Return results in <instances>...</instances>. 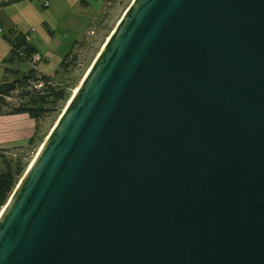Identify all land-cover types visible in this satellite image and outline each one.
<instances>
[{
    "label": "water",
    "instance_id": "water-1",
    "mask_svg": "<svg viewBox=\"0 0 264 264\" xmlns=\"http://www.w3.org/2000/svg\"><path fill=\"white\" fill-rule=\"evenodd\" d=\"M0 210V264H264V0H132Z\"/></svg>",
    "mask_w": 264,
    "mask_h": 264
},
{
    "label": "rangeland",
    "instance_id": "rangeland-1",
    "mask_svg": "<svg viewBox=\"0 0 264 264\" xmlns=\"http://www.w3.org/2000/svg\"><path fill=\"white\" fill-rule=\"evenodd\" d=\"M46 1L47 6L44 5ZM131 1L0 0V82L3 79L12 81L22 77L34 68L46 77L56 79L69 93L65 100H59L55 105L44 104L43 108L52 109L32 118L35 125L32 126L34 136L31 142L0 147L3 153L0 157V171L5 169L6 160L12 165L22 163L25 171L73 89ZM10 29L27 34L28 44L35 51L31 58L36 60L37 64L24 57H13L9 60L11 46L4 35H7ZM69 51V64L60 66ZM18 96L21 95L11 94L10 101L16 102L14 99ZM11 108V103L3 109L0 108V115L8 114Z\"/></svg>",
    "mask_w": 264,
    "mask_h": 264
},
{
    "label": "trees",
    "instance_id": "trees-1",
    "mask_svg": "<svg viewBox=\"0 0 264 264\" xmlns=\"http://www.w3.org/2000/svg\"><path fill=\"white\" fill-rule=\"evenodd\" d=\"M4 36L10 42V46H11L10 47L11 57H9V60L12 59L13 57L18 59H23L24 57L25 59H29L33 63L37 64V62L34 61L33 58H31L32 53H34L35 51L34 48L28 44V41L26 39L27 34L22 33L21 31L10 29L8 34ZM21 53L23 54L21 55ZM70 56L71 53L69 51L63 57L60 66L68 65L69 63L67 62V59ZM35 72L36 69L31 68L26 73H24L22 77L16 78L12 81L3 79L0 82V93L10 94L15 87L22 86V84H25L29 79L33 78ZM43 77L46 76L43 75ZM25 91L24 89H20L19 91V94L22 97L25 96L27 99L25 106H21L20 108H11L8 114L24 112L27 113L32 118H37L41 115L42 112L52 109L51 107L43 108L44 104L49 103L55 105V103H57L59 100H65L69 96V93L66 92L64 87L58 81H57V86L51 88L48 94L39 97H36L33 94L25 95V93L28 92ZM33 136L34 134L28 139V142L32 141ZM2 156L3 153L0 150V157ZM23 168H24L23 164L20 162H17L14 165H12L9 160L5 161V169L3 171H0V208L6 203L15 185L22 176L24 172Z\"/></svg>",
    "mask_w": 264,
    "mask_h": 264
},
{
    "label": "crops",
    "instance_id": "crops-1",
    "mask_svg": "<svg viewBox=\"0 0 264 264\" xmlns=\"http://www.w3.org/2000/svg\"><path fill=\"white\" fill-rule=\"evenodd\" d=\"M33 125L34 121L27 113L1 114L0 147L26 143L34 132Z\"/></svg>",
    "mask_w": 264,
    "mask_h": 264
},
{
    "label": "built area",
    "instance_id": "built-area-1",
    "mask_svg": "<svg viewBox=\"0 0 264 264\" xmlns=\"http://www.w3.org/2000/svg\"><path fill=\"white\" fill-rule=\"evenodd\" d=\"M47 1L44 3L45 6H47ZM1 30V29H0ZM36 61V60H35ZM37 62V61H36ZM57 86V81L54 78L49 77H43V75L36 70L35 75L33 78L29 79L25 84H22V86H17L13 89V91L10 94H3L0 93V108L7 107L9 103H11L12 108H20L21 106H24L25 104V96H18L14 100L16 102L10 101V95L15 93L19 94L20 89H24L25 95L33 94L36 97L48 94L51 90V88Z\"/></svg>",
    "mask_w": 264,
    "mask_h": 264
},
{
    "label": "bare ground",
    "instance_id": "bare-ground-1",
    "mask_svg": "<svg viewBox=\"0 0 264 264\" xmlns=\"http://www.w3.org/2000/svg\"><path fill=\"white\" fill-rule=\"evenodd\" d=\"M118 20H119V19H118ZM117 22H118V21H117ZM115 25H116V24H115ZM108 36H109V35H108ZM108 36H107V38H108ZM107 38L104 40V42L107 40ZM104 42H103V43H104ZM102 45H103V44H102ZM82 77H83V76H82ZM82 77H81V79H80L79 83L81 82V80H82ZM79 83H78V84H77V86H76V87L73 89V91H72V94H71V95H73V93H75V92H76V90H77V88H78V85H79ZM68 102H69V101H68V99H67V101H66V103H65V105H64V107H63V110L65 109V107H66V105L68 104ZM63 110H62V111H63ZM62 111H61V112H62ZM48 133H49V131H48ZM48 133H47V134H48ZM40 146H41V145H40ZM40 146H39V147H40ZM39 147H38V149H39ZM38 149H37L36 153L38 152ZM33 157H34V156H33ZM30 163H31V162H30ZM29 165H30V164H29ZM23 173H24V172H23ZM1 209H2V208H1Z\"/></svg>",
    "mask_w": 264,
    "mask_h": 264
}]
</instances>
